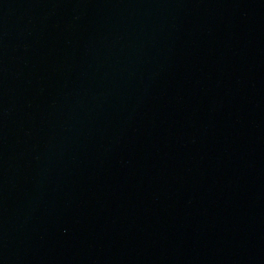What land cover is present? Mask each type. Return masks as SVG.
Returning <instances> with one entry per match:
<instances>
[{"label": "water", "instance_id": "obj_1", "mask_svg": "<svg viewBox=\"0 0 264 264\" xmlns=\"http://www.w3.org/2000/svg\"><path fill=\"white\" fill-rule=\"evenodd\" d=\"M0 264H264V0H0Z\"/></svg>", "mask_w": 264, "mask_h": 264}]
</instances>
